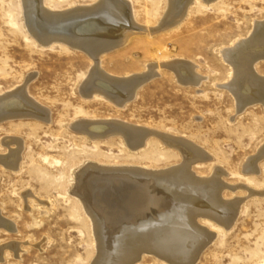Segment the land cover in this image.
Wrapping results in <instances>:
<instances>
[{"label": "rangeland", "instance_id": "1", "mask_svg": "<svg viewBox=\"0 0 264 264\" xmlns=\"http://www.w3.org/2000/svg\"><path fill=\"white\" fill-rule=\"evenodd\" d=\"M40 1L33 19V14L24 11L23 0H0V101L4 99L0 112V264L101 261L106 236L96 229L85 201L104 206V211L110 207L107 212L114 214L123 211L117 203L125 202L130 192L123 188L127 178L102 179L92 172L91 186L93 179L112 185L99 190L104 191L103 197L99 192L95 197L88 186L91 191L87 190L84 200L76 192V178L94 166L96 171L133 169L158 175L185 166L197 179L218 185L223 219L218 222L213 215L196 213L194 222L201 238L188 261L157 254L151 243L140 244L141 235L131 236L134 233L127 231L113 237L126 244L123 251L128 252V261L124 263L264 264V155L260 153L264 88L248 91L241 97L245 103L241 106L240 99L224 87L234 72L221 56V50L249 37L257 20L264 21V0H188L185 12L170 27L171 0H121L132 21V35L97 54L61 41L43 43L40 39L52 31L42 33L36 25L38 20L62 29L60 25L72 19L57 17V13L105 0ZM44 11H51L57 22L45 19ZM56 35L69 33L57 31ZM81 37V32L73 36ZM179 59L191 63L202 77L197 84L180 81L170 68ZM95 68L108 78L144 77L129 91L131 97L115 101L99 89L85 90L87 82H99ZM243 76L264 86V58L243 71ZM19 89L25 92L24 99L41 109L36 115L26 113L31 108L28 104L7 100ZM16 106L25 112L16 115ZM115 122L118 128L146 130L142 144H132L128 131L112 128ZM167 137L174 139L173 144L165 142ZM177 140L196 147V159L186 160ZM248 161L257 172L247 171Z\"/></svg>", "mask_w": 264, "mask_h": 264}, {"label": "bare ground", "instance_id": "2", "mask_svg": "<svg viewBox=\"0 0 264 264\" xmlns=\"http://www.w3.org/2000/svg\"><path fill=\"white\" fill-rule=\"evenodd\" d=\"M204 1L205 2H212L213 0H204ZM187 2H188V0H171L170 1V9L168 11L169 16H167V18L169 19V17H170L169 20L171 22H169L168 25L166 24L168 27L174 25L177 22L179 15L182 12H185V10L187 9V6H188ZM40 6H41L40 0H23L24 11H27V13L33 14V17H32L33 19H35L36 13L38 11L37 8H39ZM36 9H37V11H36ZM50 12L44 11V13L43 12L42 13H43L44 18L45 19L47 18L49 21H52L51 23L53 24V20H55L56 16L52 15ZM57 12H59V11H57ZM56 15H57V17H62V16H64L65 18L67 17L69 19H72V21L69 22L68 25H64L65 23L60 25L62 27V29H61L59 26H58L59 28H55V27L51 28V27H49V25H47V23H45V22L44 23H38V20H37L36 26L40 29V31L42 33L52 31V32H49L50 34H47L46 36L42 37V35H41L42 39H40V37H39V39L42 40L43 43H50L53 41H55V42L61 41L63 43H66L67 45L82 48L85 51H88L89 53L97 54L101 51H105L106 49L111 48L114 41L119 40V38L125 39L124 38L125 35H128V34L132 35V31L130 30L131 26H129V24L132 21H130L129 16H128L127 11H126V6H124V3L121 0H105V2L103 4L95 5L92 7L91 6L90 7L80 6V7H76L73 10H68L66 12L57 13ZM54 16H55V18H54ZM176 17H177V19H176ZM29 19H30V15H29ZM174 19H175V21H172ZM26 21H28V20H26ZM257 21L255 22L253 31H252V33H250L251 35L249 37H247L246 39H243V40H237L232 47L221 50L222 59L225 62H227L230 66H232V69L234 72L230 82L226 83L224 85V87L227 88L229 91H231L233 93V95L236 98H238V100L240 99L239 104L244 103L243 102L244 100L241 97L246 96L248 94V91L250 92L251 90L253 91L254 89L261 90V88L262 89L264 88V86H261V83H258L257 81H253V83L250 81L249 82L246 81V78L243 76V71L248 70V67H249V69H250V67H253L254 64L260 58H264V21H258V22ZM163 23H165V22H163ZM160 27H161V25H160ZM57 31L58 32L60 31V33H61V31H63V32L67 31L69 33V35H66V36L56 35ZM77 32H79V33L81 32L82 37L78 38V39H76V38L74 39L73 36ZM151 33H153V32H151ZM35 35H34V37H35ZM39 39H37V40H39ZM119 42H120V40H119ZM123 42H124V40L121 43H123ZM251 56H252V58H251ZM187 62H184L183 60L179 59V60L173 61L171 64L170 63L169 64H170V68L173 69V71L175 72V74L177 75V77L180 81H183L184 83L186 82V84H187V82L192 83V84L193 83L197 84L202 77L197 75L193 71V67H192L191 63H187ZM152 65L155 66V63H152ZM247 65H248V67H247ZM149 72H151V71H149ZM101 73L102 72L97 71L95 68V74L100 76L99 82H91V83L87 82L88 88L86 87L85 90L89 89V91L93 92V91H95V90L97 91L99 89L100 92H103L105 94L107 93L108 96L111 98V100L113 99L115 101H123L126 97H128V95H130V97H131L132 93L129 94V91L132 90L141 81L142 77H144L143 75H137V76L132 75L131 77L120 80V79H114V77L108 78V77H106L107 75L103 76L102 75L103 73L102 74ZM91 74L94 75V72ZM147 75H149V73H147ZM105 82H108V83H105ZM101 83L103 84V86L106 85L107 88H103V86L101 87L100 86ZM247 84L249 87L246 89ZM109 87L111 88L110 90L108 89ZM13 93L14 94L7 99L8 101L9 100L14 101V104H16L17 101H18V104L20 101L22 104H28L31 108H30V111L26 112V113H30V115L35 113V115H36V111L38 110L39 106L36 109V107H37L36 105L34 106L33 103H30V101L24 99L23 96H25V94H24L25 92H23L22 90L19 89ZM88 93H90V92H88ZM90 94H92V93H90ZM0 99H1V97H0ZM22 100H24L25 103H23ZM3 101H4V99H3ZM3 101H0V112H2L1 110L4 109V106H3L4 103H2ZM244 104H241V106ZM16 107H17V109H16L17 111L14 112L15 114L18 112L19 113L25 112V111H23L25 108L22 109V108H20L21 106L20 107L16 106ZM9 112H12V111H9ZM3 114H4V112H3ZM25 116H26V114H25ZM37 116H38V114H37ZM80 124L84 128L87 126V124L85 122H82ZM88 124H89V121H88ZM91 124H92V122H91ZM93 125H94V123H93ZM104 126H106V125H104ZM112 126L111 127L115 129V128H118L119 125H116V122H115V124H113ZM97 128H99V127H97ZM107 128H108V126H107ZM80 129H82V128H80ZM91 129H93V128H91ZM118 129H121V131H123V132L126 131V133L128 131V134H129V136L133 142L132 144H135V145L142 144V142L144 141V139L147 135L146 130L136 128L133 126H124L122 128L119 127ZM86 130H87V128H86ZM115 133H116V131H115ZM158 135L160 136V134H158ZM163 137H166V136H163ZM172 139H173L172 137L171 138L167 137V138H165V142H167V143L169 142V144H173ZM178 144L181 145V147H179V149L184 154V158L186 160L193 157V156L195 157L196 155H198L197 150H195L196 149L195 146H194L195 147V149H194L193 147H191L188 143H186L184 141H181ZM262 147L263 148H261L262 151L260 153H262V155H264V146H262ZM15 150H16V148H15ZM13 155H14V153H13ZM4 156L6 157V155H4ZM257 156L259 157V155H257ZM195 159H196V157H195ZM17 160H18V158H17ZM251 161H253V159ZM248 162H249V164L246 165L247 171L248 172H257L256 167L253 166V164L250 161H248ZM94 167L93 168L88 167V168L82 170V172L79 173V175L76 178L77 183H78L77 188H76V192H78L83 197L84 200L89 195V194L87 195V190L91 191L90 187L92 188V190H93L92 193L95 197H96V195H97V197H99V195L101 197H103L104 191L101 193V192H99V190L101 191L104 186H106V185L110 186V184H111L110 182H107V180L106 181L104 180L103 182L100 183V181H98L97 179H93L94 184H93V186H91L89 183H90V180L92 181V178H93L90 176L91 175L90 173H92V172H96L94 174H98V176H101L102 179L103 178L108 179L111 176H113V177L121 176V177L127 178L128 180H126V183H125L123 188L128 189V192H130L128 195V199H126L125 202L120 203L123 200L122 199L121 201H119V203H117V206H120L123 211L122 212L121 211L115 212L116 214L115 213L111 214L113 212L110 213V211L107 212V210L110 207L106 211H104L103 210V208H105L104 206L102 208H98V205L90 203V200L87 201L88 200L87 199L85 201L86 205L88 206V208L90 210V214H91V216H93V219L96 223V229L98 230V232H100V231L103 232L104 235L106 236V238L103 239L104 240L103 242L106 243V245H104V247H103L102 258L98 264H123L124 263V261L127 259V258L125 259V256L128 254V252L123 251V247L124 246L126 247V244L123 245L124 244L123 241L119 240L121 238H118L115 240L113 237L121 236L123 233H125L127 231H128V235H129V233H134V234H131V236L132 235L134 236L135 234L141 235L140 240H139L140 244L151 243L153 250H155V253H157V254H161V253L166 254L167 253L172 257L171 259H174L177 261H184V260L188 261V259H190L191 255L193 253H195L194 252L195 249L200 244L201 231L198 227H196V224L194 222V216L196 215V213L201 212V215H205V216L207 215V216H211V217L213 215V218L217 219L218 222H221L220 219L221 220L223 219L224 213L222 211L221 205L219 204V200H218L217 193H216V189H217L218 185L212 184V181H211V183H209L210 181L208 182V181H205L204 179L203 180L197 179V177H194L193 175H191L189 173L190 171L188 172L186 170L185 166H181V167H179V169H173L172 168L173 171L167 172L166 170H164L166 172H163V173L161 171V173L159 175L155 174L154 172L151 174L148 171H139V170H133V169L132 170L131 169H120V170L118 169L116 171L112 170V169H107V170L104 169V170H97L96 171L94 169ZM114 171L117 173H113ZM113 180L114 179H112V181ZM109 181H110V179H109ZM114 183H115V181H114ZM146 183H149V185L146 186ZM88 186H90V187H88ZM117 188H120V187H117ZM111 190H112V188H111ZM97 192H99L98 193L99 195L97 194ZM114 192H115V190H114ZM89 193H91V192H89ZM90 196H92V195H90ZM117 196L119 197V195H117ZM120 197H122V196H120ZM96 201H97V199H96ZM108 202H110V200ZM106 204H108V203H106ZM85 206H84V208H85ZM216 215H218V216H216ZM7 223H8V220H7ZM6 228H7V226H6ZM125 236H126V234H125ZM97 238H95V239H97ZM153 238H155V241L152 240ZM109 240H111V241H109ZM133 241H134V239H133ZM113 245H115V246H113ZM133 245H135V243ZM147 245H150V244H147ZM149 249H150V247H149ZM181 254H183L182 257H179V255H181ZM169 255H167V256L169 257ZM128 258L131 259L130 256ZM127 261L128 260H126V262ZM124 264H126V263H124Z\"/></svg>", "mask_w": 264, "mask_h": 264}, {"label": "water", "instance_id": "3", "mask_svg": "<svg viewBox=\"0 0 264 264\" xmlns=\"http://www.w3.org/2000/svg\"><path fill=\"white\" fill-rule=\"evenodd\" d=\"M43 26V25H42ZM44 27V26H43ZM107 50V49H106ZM103 126V125H102Z\"/></svg>", "mask_w": 264, "mask_h": 264}]
</instances>
